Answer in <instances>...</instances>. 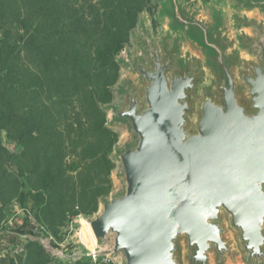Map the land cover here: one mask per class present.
Returning a JSON list of instances; mask_svg holds the SVG:
<instances>
[{"label":"water","instance_id":"1","mask_svg":"<svg viewBox=\"0 0 264 264\" xmlns=\"http://www.w3.org/2000/svg\"><path fill=\"white\" fill-rule=\"evenodd\" d=\"M258 9L264 0H236ZM204 60L157 51L142 26L122 65L120 103L134 143L116 154L123 191L88 221L122 264H264V19L239 20L237 50L220 30L187 18ZM212 72L207 84L200 71Z\"/></svg>","mask_w":264,"mask_h":264},{"label":"rangeland","instance_id":"2","mask_svg":"<svg viewBox=\"0 0 264 264\" xmlns=\"http://www.w3.org/2000/svg\"><path fill=\"white\" fill-rule=\"evenodd\" d=\"M118 1L121 3L113 10L115 5L111 4L115 3L114 0H0V38L3 30L11 38L17 34L25 36V30L20 25L22 22L29 24L31 21L53 20L67 26L85 19L90 22L89 27L96 30V37L103 31L102 26L107 25L110 29L108 34L122 39L121 50L115 56L118 79L110 89L111 101L102 106L106 128L114 140L108 155L113 167L108 177L105 175V163L98 160L100 151L95 131L89 129L81 132L77 127L70 137L65 134L74 115L81 122L85 120L80 113L82 105L77 100L71 105L73 110L68 108L71 111L69 113L63 115L62 112L55 116L47 114L43 122L51 128L43 144L30 139L26 140L27 146L19 144L16 136L29 124L21 120L17 122L13 116L0 119V264H122L119 256L107 255L109 240L99 243L98 248L93 246L84 221L98 214L102 200L108 201L123 191L117 173L116 154L132 145L134 137L124 122L112 121L109 114L110 108L120 103L118 86L122 75L126 73L122 65L126 54L135 56L141 52L135 38L140 27L148 31L157 51H160L159 45L165 39L170 45L176 44L180 63L186 58L203 61L205 51L195 41L194 31L188 28L187 18L199 20L209 28L219 18L222 34L232 47L239 50L237 37L243 27L235 22V18L242 8L237 6L236 0H144V8L136 15L134 25L126 31L117 27L133 22V17L126 15L128 9L125 3L132 7L136 6L138 0ZM53 11L62 13L55 14ZM70 30L72 28L65 31L68 33ZM28 67L30 70L36 69L34 66ZM207 71L212 75L209 68ZM24 96H20V100L25 99ZM26 98L29 99V95ZM20 100L15 97L14 103L17 101V104L12 106V113L15 108L17 116H24L25 110ZM41 100L45 107H51L44 96ZM0 112H7L1 102ZM76 125L74 123L73 127ZM51 138L57 142L56 145H49ZM70 142H73V146H69ZM52 170H55L54 173ZM51 176L53 181L49 179ZM39 188H43L48 200L41 208L39 221H36L29 213L32 196L27 197L25 209L18 204L17 196L26 190L34 194V190ZM96 191L106 193L94 202L92 193ZM26 217L28 223L22 227ZM19 228L26 233H14ZM227 264L244 262L239 257Z\"/></svg>","mask_w":264,"mask_h":264},{"label":"trees","instance_id":"3","mask_svg":"<svg viewBox=\"0 0 264 264\" xmlns=\"http://www.w3.org/2000/svg\"><path fill=\"white\" fill-rule=\"evenodd\" d=\"M114 1L115 3L111 4V6L115 5L113 10L121 3L118 0ZM145 4L144 0H138L136 6L132 7L129 3H125V8L128 9L126 15L133 17V22L117 27L123 28L122 31L129 30ZM61 13V11L55 12V14ZM20 25L25 30V36L17 34L11 38L6 30H3L0 38V102L7 108L6 113L0 112V119H9L13 116L17 118V122L21 120L26 125L29 124L18 132L16 139L19 144L25 146L27 139L35 142L37 140L43 144L46 141V133L51 128L43 122L47 119V114L51 113L55 116L62 112L63 115L69 113L71 111L68 108L73 110L71 105L77 100L82 105L81 109L84 112L80 110V113L85 120L81 122L74 115L67 125L65 134L70 137L77 127L81 132L94 130L98 152L100 151L98 160L105 163V175L108 177L113 168L108 155L114 140L111 132L106 128V117L102 106L111 101L110 89L118 79L115 56L121 50L122 39L108 34L110 29L107 25L102 26L103 31L99 37H96V30H92L89 27L90 22L85 19L67 26L53 20L31 21L29 24L22 22ZM68 28L72 30L67 33L65 30ZM28 66L31 68L34 66L36 69L30 70ZM24 94L29 95V99L24 96L25 99L20 100V96ZM16 96L19 97L22 109L25 110L24 116H17L15 108L12 113V106L17 104V101L14 103ZM42 96L50 102L51 107L44 106ZM74 123L77 124L75 128ZM55 143L57 142L51 138L49 145L54 146ZM69 146H73V142H70ZM34 161L38 160L34 159ZM54 171L52 170L53 173ZM49 179L53 181V176ZM31 193V190L19 192L18 204L25 209L27 197L32 196V208L29 213L39 221L41 208L46 204L48 197L43 188L35 189L34 194ZM105 193L106 191L93 192V201L96 202ZM27 223L26 217L22 227ZM14 233L23 235L26 232L19 228Z\"/></svg>","mask_w":264,"mask_h":264},{"label":"bare ground","instance_id":"4","mask_svg":"<svg viewBox=\"0 0 264 264\" xmlns=\"http://www.w3.org/2000/svg\"><path fill=\"white\" fill-rule=\"evenodd\" d=\"M261 16V17H263L262 16V14H260V13H258L256 10H248V9H241L238 13H237V15L236 16H239V18H242V17H246V18H248V17H254V16ZM141 51V50H140ZM128 54V53H127ZM126 54V55H127ZM238 54H239V58H240V60H247L248 59V56L244 53V52H242L241 50L238 52ZM138 55H140V56H143L142 55V52H140V53H138V54H136L135 56H138ZM125 61V60H124ZM201 68H200V71L204 74V78H205V80L207 81L206 83L207 84H209L210 83V81H211V74L207 71V67L204 65V64H201V66H200ZM127 75H126V73L125 74H123L122 75V79H126L127 77H126ZM109 116H111V112H110V114H109ZM84 224H85V226H86V229H87V231H88V234H89V236H90V238H91V241H92V243H93V246H95V248H98V244H97V242L95 241V239H94V237H93V235H92V232H91V230H90V227H89V224H88V221H84ZM99 249H101V251H102V247H100Z\"/></svg>","mask_w":264,"mask_h":264},{"label":"crops","instance_id":"5","mask_svg":"<svg viewBox=\"0 0 264 264\" xmlns=\"http://www.w3.org/2000/svg\"><path fill=\"white\" fill-rule=\"evenodd\" d=\"M246 6H242L241 8L242 9H250V10H256L258 13H260L259 12V10L258 9H255V8H251V7H246ZM260 14H262V13H260ZM237 15V14H236ZM262 16H263V14H262ZM246 17H242V18H239V16H237V18H235V22L239 25V23H238V21L239 20H243V19H245ZM237 19V20H236ZM246 19H253V20H258V21H260V20H263L264 19V16L263 17H261V16H254V17H248V18H246ZM217 20H219V25L221 24V21H220V19L218 18ZM213 27V26H212ZM240 27H242V26H240ZM211 29V28H210ZM243 34H245V35H250V30H249V28H247V27H243V29H242V32H241V34L239 35V36H241V35H243ZM238 36V37H239ZM238 37H237V40H238ZM237 44H238V42H237ZM238 47V46H237ZM239 49V48H238ZM230 50H237L236 48H234V47H231V49ZM238 52L240 51V49L239 50H237ZM242 51V50H241ZM243 52V51H242Z\"/></svg>","mask_w":264,"mask_h":264}]
</instances>
